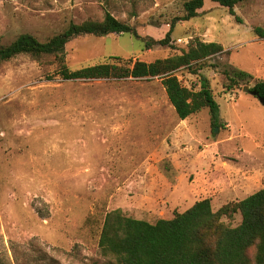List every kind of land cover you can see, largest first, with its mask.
<instances>
[{
	"label": "rangeland",
	"instance_id": "374dc122",
	"mask_svg": "<svg viewBox=\"0 0 264 264\" xmlns=\"http://www.w3.org/2000/svg\"><path fill=\"white\" fill-rule=\"evenodd\" d=\"M189 0H0V45L22 34L44 42L70 23L110 12L143 38L162 40ZM178 21L169 47L131 35L84 36L66 45L75 71L113 58L152 63L199 39L225 52L207 61L221 126L204 110L181 121L154 80L63 81L53 58L22 55L0 65V262L110 264L99 239L107 213L156 223L210 199L214 212L264 189V104L243 93L264 80V0L235 8L206 1ZM247 73L225 93L223 71ZM52 76L53 79L49 80ZM199 88V77L178 72ZM233 227L241 222L223 219Z\"/></svg>",
	"mask_w": 264,
	"mask_h": 264
},
{
	"label": "trees",
	"instance_id": "16d2710c",
	"mask_svg": "<svg viewBox=\"0 0 264 264\" xmlns=\"http://www.w3.org/2000/svg\"><path fill=\"white\" fill-rule=\"evenodd\" d=\"M206 1L227 8L236 17L235 8L251 0H189L184 4V16L172 21L162 40L143 38L135 27L106 12L102 21L70 23L61 33L44 42L31 34H22L9 45H0V65L26 55L37 61L53 58L58 67L57 75L63 81L158 79L181 121L208 110L212 127L216 129L222 123L220 106L211 81L199 73L211 58L230 54L218 43L196 39L181 54L152 63L113 58V63L75 71L66 64V45L84 36L100 38L128 34L144 43L147 49L169 47L177 22L199 17ZM254 32L264 38L262 28ZM181 70L199 77L198 89L182 83L178 77ZM223 76L225 93L248 85L251 79L247 73L235 70H224ZM254 81L251 90L257 93L255 97L264 100V80ZM238 214L241 222L235 227L223 221L233 220ZM99 249L110 264H264V189L246 199L227 203L216 212L210 199L201 200L183 213L176 212L172 219H161L154 224L128 217L120 209L111 211L104 219Z\"/></svg>",
	"mask_w": 264,
	"mask_h": 264
},
{
	"label": "water",
	"instance_id": "95a60500",
	"mask_svg": "<svg viewBox=\"0 0 264 264\" xmlns=\"http://www.w3.org/2000/svg\"><path fill=\"white\" fill-rule=\"evenodd\" d=\"M243 93H246V94H249V95H252V96H257V93L253 90H251V87L249 86H244L243 89H242ZM261 103L264 104V100L263 99H260Z\"/></svg>",
	"mask_w": 264,
	"mask_h": 264
}]
</instances>
